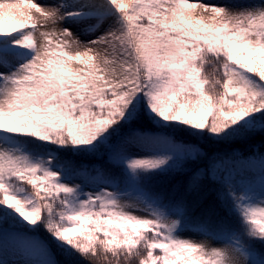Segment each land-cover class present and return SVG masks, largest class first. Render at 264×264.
Masks as SVG:
<instances>
[{"label":"snow or ice","instance_id":"snow-or-ice-1","mask_svg":"<svg viewBox=\"0 0 264 264\" xmlns=\"http://www.w3.org/2000/svg\"><path fill=\"white\" fill-rule=\"evenodd\" d=\"M256 141L264 0H0V264H264Z\"/></svg>","mask_w":264,"mask_h":264},{"label":"trees","instance_id":"trees-1","mask_svg":"<svg viewBox=\"0 0 264 264\" xmlns=\"http://www.w3.org/2000/svg\"><path fill=\"white\" fill-rule=\"evenodd\" d=\"M255 143L258 149V151H256L255 154H254V151L251 145H244V144H238V145H233V146H221L218 150L225 154H231L233 151V148H236L239 151L235 159L249 158V157L259 154L260 152H264V148H259V141H256ZM60 155L62 158L71 159L74 162V166H76L78 169L80 168V166H84L90 169L92 166L99 165L102 163V161H98V160L90 159V158L71 157L70 154L68 153H60ZM255 172H256L255 180L259 181V171H255ZM247 178L251 179L252 177L249 176ZM173 183H175V181ZM170 189H171V186H169V192H170ZM213 206H215V212H216V215L212 217L213 223L223 220L225 223L229 224L230 226L239 228L240 226L239 218L235 215H231V216L227 215L223 211V209L219 207L218 204H215L214 199L212 197H209V199L205 201V203L201 206V208L195 210L192 213V215L194 217H200L203 219L204 216L202 215V213L205 212L206 210H209ZM40 235L44 239H49V237L47 236L46 233L43 232V230L41 231ZM256 249L258 252H264V246H261L259 244L256 245Z\"/></svg>","mask_w":264,"mask_h":264},{"label":"rangeland","instance_id":"rangeland-1","mask_svg":"<svg viewBox=\"0 0 264 264\" xmlns=\"http://www.w3.org/2000/svg\"><path fill=\"white\" fill-rule=\"evenodd\" d=\"M34 2H38L42 4H50L54 2V0H34ZM202 2L207 3V4H222V3H225L226 0H202ZM196 11H200V9L197 8ZM58 27H62V25ZM48 30H51V29H48ZM239 159L245 160L246 163L250 162L251 164L255 165V171H259V154L254 155L249 158H239ZM82 178L85 179V183L89 185V188L87 190H93L95 188V182L91 178H84V177ZM76 182L79 183L80 181L77 180ZM258 182L259 181H257V185H258ZM136 214L142 215L143 213L137 212ZM0 244H2V241H0ZM6 258L10 262H12V264H24V260L26 259L22 255L13 254L11 251V248H9V252Z\"/></svg>","mask_w":264,"mask_h":264}]
</instances>
